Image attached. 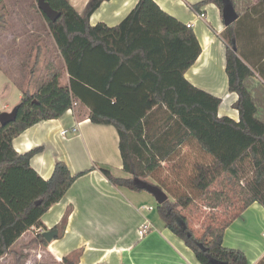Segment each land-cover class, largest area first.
Here are the masks:
<instances>
[{
	"label": "trees",
	"instance_id": "trees-1",
	"mask_svg": "<svg viewBox=\"0 0 264 264\" xmlns=\"http://www.w3.org/2000/svg\"><path fill=\"white\" fill-rule=\"evenodd\" d=\"M48 1L62 12L55 22L43 15L65 61L70 82L64 85L60 72L51 73L34 92L23 91L16 120L6 125L0 123V187L10 169L30 170L31 158L42 149L19 153L13 139L40 121L62 117L78 101L90 110L93 123L111 124L118 130L126 175L119 176L110 167L99 166L115 186L144 191L147 189L142 183L146 182L168 193L167 180L175 183L183 180L179 163L197 142L201 158L193 163L195 172L190 179L193 191L198 193L196 198L205 199L214 210L222 203L229 208L231 202L225 192L212 190L219 178L228 176L236 180L234 184L239 188L243 205L234 215L200 231L190 225L183 213L196 201L190 192H185L174 195L175 200L168 195L166 201L158 203L160 217L201 264H249L242 249L224 245V236L232 222L253 203L264 207V83L257 81L253 68L232 48L235 22L225 26L224 32L229 91L239 96L233 104L240 112L239 121L219 117L222 99L186 78V72L202 53V45L192 28L171 31L166 26H148L142 21V1L116 26L90 22L102 3L109 0H88L83 12L70 0ZM209 2L215 3L222 13V0H203L190 7L200 12ZM40 55L41 49L35 67ZM158 114L164 116L154 119ZM142 122L146 145L159 158L151 168V155L134 131ZM246 164L251 166L253 175L247 184H242L240 176ZM86 172L74 175L64 161H57L41 192L18 210L0 192V258L9 254L31 228L29 218L34 210L41 208L44 212L61 201L76 179ZM37 201L41 203L37 205ZM32 244L48 246V241L38 233L28 243ZM61 263L74 264L68 258ZM260 264H264V259Z\"/></svg>",
	"mask_w": 264,
	"mask_h": 264
},
{
	"label": "crops",
	"instance_id": "crops-1",
	"mask_svg": "<svg viewBox=\"0 0 264 264\" xmlns=\"http://www.w3.org/2000/svg\"><path fill=\"white\" fill-rule=\"evenodd\" d=\"M140 1L142 21L152 28L166 26L177 31L189 28V23L193 24L191 28L202 45V53L185 76L193 85L222 99L219 117L229 116L239 121L240 112L233 106L239 96L229 91L226 47L220 39L224 30L220 8L215 3H207L200 8V12L205 14L202 18L190 5L203 0H109L102 3L90 22L92 25L102 22L116 26ZM32 49V46L18 48L15 61L20 70H25L28 63L34 64L31 68L35 67L41 48L38 51ZM28 50L30 54L26 57ZM42 52L41 65L47 56L46 49ZM244 53L249 61L240 56L251 68L264 61L261 47ZM216 60L221 66V78L214 75ZM63 63L61 82L67 85L70 77L64 60ZM89 114L90 110L79 103L62 117L40 121L15 137L13 146L19 153L42 149L31 158L30 170L10 169L0 187L3 197L13 209L22 208L41 192L43 182L53 174L56 162L64 161L74 175L87 172L76 179L61 201L51 205L47 211L36 208L33 212L38 217L37 234L58 229V235L48 242L46 249L59 262L68 258L74 264H201L194 252L166 227L162 219L158 221L148 212L149 209H142V198L134 190L113 185L99 170L103 165L123 171L120 137L114 125L93 123ZM163 116L154 115V119ZM64 129L69 133L63 134ZM134 131L151 155V168L159 158L146 145L144 123H139ZM193 144L197 149V142ZM263 217L264 207L255 202L225 232L224 245L238 249H242L245 243L250 245L254 252L242 249L249 264H260L264 259V243L260 251H255L258 250L257 240L264 236ZM146 221L150 222L151 230L141 236L139 229Z\"/></svg>",
	"mask_w": 264,
	"mask_h": 264
},
{
	"label": "rangeland",
	"instance_id": "rangeland-1",
	"mask_svg": "<svg viewBox=\"0 0 264 264\" xmlns=\"http://www.w3.org/2000/svg\"><path fill=\"white\" fill-rule=\"evenodd\" d=\"M78 11H84L88 0H70ZM236 6L241 13V19H237L234 23L236 32V47L237 52L247 61L249 57L244 52H249L255 48H262L264 51V0H235ZM0 113L11 111L21 101L24 89H30L34 92L42 82L52 73L53 70L60 72L62 75L63 58L60 55L59 49L55 40L49 30L47 21L38 7V0H0ZM225 30V25H224ZM223 32L220 39L223 40L224 47L226 46L227 33ZM37 36L39 37L37 40ZM33 43V45H31ZM26 45V46H25ZM32 46L33 49L41 52L46 49L44 64L41 65L42 53L40 55V65L34 68V73L31 75V65L28 63L26 69L20 70L16 63V55L18 48H28ZM36 47V48H35ZM30 51L26 52V57H29ZM6 55L9 57H6ZM31 62V61H29ZM214 75L220 76V63L216 60L213 64ZM257 81L264 82V61L253 66ZM8 105V106H6ZM207 157L210 155L206 154ZM200 155L197 149H188V154L184 155L182 161L179 163V173L183 177L181 182H171L169 184L168 195L172 200L175 196L181 195L185 192H190L193 198L198 196V193L192 189L191 177L195 172L193 163L198 160ZM113 173L119 176L126 175L124 171H118L116 167H111ZM167 168V167H166ZM168 169V168H167ZM163 168L158 171L161 172ZM166 173V172H165ZM251 166L245 165V170L241 173L240 181L242 184H247L252 178ZM148 181L153 179L147 178ZM235 179H229L228 176L219 178L213 185L212 190L223 191L228 196L231 206L225 207L222 203L219 209L214 210L208 207V201L201 198H196L195 204L186 208L183 213L187 215L189 223L192 227L203 231L207 226L219 223L229 216L237 213L242 205V197L238 193V186L235 185ZM153 183V182H152ZM137 196L141 197L142 209L148 210L151 215L155 216L158 221L161 220L159 211L157 209L158 202L153 193L148 190L135 191ZM175 195V196H174ZM147 208V210L145 209ZM261 210V207H258ZM264 219V217H263ZM29 223L35 228L28 230L26 235L19 241L12 249V251L0 259V264H62L56 257H54L46 246L40 244L28 245L30 240L37 236L36 228L38 226V217L32 213L29 218ZM264 227V222H263ZM264 232V230H263ZM262 241V242H260ZM257 240L260 251L263 247L264 236L261 240ZM234 245L235 242H232ZM243 250L254 252L250 245L245 243L242 245Z\"/></svg>",
	"mask_w": 264,
	"mask_h": 264
},
{
	"label": "water",
	"instance_id": "water-1",
	"mask_svg": "<svg viewBox=\"0 0 264 264\" xmlns=\"http://www.w3.org/2000/svg\"><path fill=\"white\" fill-rule=\"evenodd\" d=\"M38 7L44 15H46L50 20L55 22L62 14L61 11L52 7L51 3L48 0H38ZM222 16L223 22L226 27L232 25L239 18V13L235 8L233 0H222ZM232 48L237 52L236 40L233 41ZM18 106H15L11 111H5L0 113V123L6 125L17 118ZM142 186L148 191L153 193L156 197V200L159 204H162L168 199V194L159 188L156 185L143 182ZM40 201H37L36 204H40ZM58 229H52L43 232L44 238L50 242L58 235Z\"/></svg>",
	"mask_w": 264,
	"mask_h": 264
},
{
	"label": "built area",
	"instance_id": "built-area-1",
	"mask_svg": "<svg viewBox=\"0 0 264 264\" xmlns=\"http://www.w3.org/2000/svg\"><path fill=\"white\" fill-rule=\"evenodd\" d=\"M198 15H199L200 17H202V18L205 17V14H204L203 12H198ZM187 26H188L189 28H191V27L193 26V24H192V23H189ZM78 105H79L78 101H74L70 109L72 110V109H74V108H75L76 106H78ZM62 133H63V134H68V133H69V130H68V129H64V130L62 131ZM152 209H153L152 207L149 208V210H152ZM150 230H151V224H150V222L146 221V222H144V223L142 224V226L140 227V229H139V234H140L141 236H144V235H146Z\"/></svg>",
	"mask_w": 264,
	"mask_h": 264
}]
</instances>
